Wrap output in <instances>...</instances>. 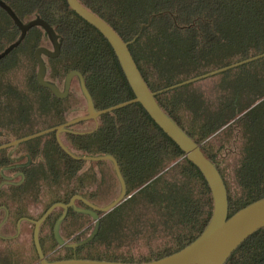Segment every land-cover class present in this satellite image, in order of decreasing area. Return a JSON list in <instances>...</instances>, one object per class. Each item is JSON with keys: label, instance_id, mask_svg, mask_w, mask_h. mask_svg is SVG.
<instances>
[{"label": "trees", "instance_id": "16d2710c", "mask_svg": "<svg viewBox=\"0 0 264 264\" xmlns=\"http://www.w3.org/2000/svg\"><path fill=\"white\" fill-rule=\"evenodd\" d=\"M2 1L20 20L28 22L40 17L58 34L61 53L56 59H46L48 80L57 84L70 71H80L99 110L135 98L110 43L78 16L67 0ZM78 1L129 43L133 59L152 92L264 53V0ZM0 12L6 19L1 30V35H5L1 39V54L17 42L20 30L2 8ZM149 20L150 26H145L132 42ZM45 37L49 40L44 29L34 27L0 64L13 65L10 60L18 52L27 50L33 38L36 43L30 48V54L34 58L35 50L43 46ZM219 54L225 57L216 63L214 59ZM235 69V75H240L234 87L236 96L250 91L255 92V97L230 114L225 112L227 102L219 106L205 104L201 95L182 91V88L155 96L165 113L200 144L204 155L216 164L227 187L229 216L264 197V90L257 93L259 85L264 84V58ZM233 70L224 74L232 75ZM228 80L224 79V87L229 88ZM31 83L43 89L37 85L36 76L31 78ZM43 90L54 102L56 123L86 114L87 105L80 89L76 95L70 91L64 100ZM79 99L83 103L79 104ZM70 129L74 132L61 134L66 147L78 155H113L131 195L106 215L96 241L105 242L114 231L116 239H121L127 229L145 240L162 237L157 238L158 247L150 249L148 258L136 260L106 253L92 259L123 262L159 259L181 250L203 231L214 209L209 186L198 168L141 104L126 106ZM214 137L220 142L216 150L211 142ZM230 140L238 143L239 150L235 173L228 180L220 167L219 153ZM35 142L44 146L40 169L34 171L38 184L56 185L69 197L84 192L94 198L99 193H91V189L95 184L99 189L108 175L106 172H112L119 185L111 162L70 158L57 143L54 133ZM115 198H104L102 202L108 204ZM118 213L120 221L109 223ZM114 226L117 227L114 229ZM70 258L67 255L65 259ZM226 264H264V228L250 236Z\"/></svg>", "mask_w": 264, "mask_h": 264}, {"label": "water", "instance_id": "95a60500", "mask_svg": "<svg viewBox=\"0 0 264 264\" xmlns=\"http://www.w3.org/2000/svg\"><path fill=\"white\" fill-rule=\"evenodd\" d=\"M70 8L83 20L95 27L110 43L112 46L118 61L122 67L123 73L135 95V98L106 109L99 110L95 106L93 96L91 95L85 77L80 71H70L63 83L62 89L53 81L47 79V63L46 59H56L61 53V41L54 28L40 17L24 22L20 20L15 12L6 4L0 0V8H2L14 21L18 29L20 30V37L17 42L9 46L3 53L0 54V60L5 58L11 51L18 47L26 38L27 34L34 27H41L44 29L49 40L52 43L53 48L41 46L34 52V59L37 64L36 82L40 88L49 90L56 98L64 100L68 98L71 90V86L74 80H77L80 92L84 97L87 105V112L85 115L71 119L68 122L52 127L26 137L15 140L14 142L0 146V150L6 149L12 146H18L21 143H25L36 138L45 136L47 134L56 133V138L61 149L70 158L77 161H89V162H101L109 161L112 163L115 175L119 181L120 190L118 197L108 205L103 207L96 206L83 197H74L70 203L76 211L84 214L91 215L94 222V230L89 237L76 244L68 245L70 248L82 247L93 241L98 235L100 228V219L118 208L131 195L128 194L127 184L119 164L115 157L111 154L106 155H78L70 151L66 145L62 142L60 134L69 131L68 128L80 124L82 122L97 120L102 115L111 113L115 110L124 108L126 106L139 103L150 115L152 120L162 129V131L172 139L176 145L185 153L187 159L193 163L205 178L213 198V213L206 224L203 231L197 236V238L186 245L181 250L172 253L171 255L164 256L159 259L141 262H123V261H108L91 258H70L61 260H50L45 255L40 239V226L50 213L57 207H63L65 209L63 215L57 221L54 229L55 238L59 246H63L65 243L59 237V229L62 221L66 217L67 205L57 203L53 205L48 211L37 221H33L35 224L34 230V244L38 254V262L36 264H226L231 255L254 233L264 228V197L258 199L244 208L238 210L232 216H229V197L227 187L224 179L219 172L216 164L209 160L203 153L201 145L198 144L192 137H190L165 111L161 108L155 99L157 94L170 92L179 88H183L190 84L196 83L203 79L216 76L226 71L238 68L245 64L257 61L264 58V53L250 57L248 59L233 63L226 67L193 77L177 84L171 85L167 88L152 92L146 84L144 78L138 69L133 56L129 50V43L124 42L117 32L104 20L93 14L86 9L78 0H67ZM151 20L146 25L140 28L139 34L133 39L134 42L142 33L145 26H150ZM82 200L90 209H78L74 205L75 199ZM101 214L98 215V213Z\"/></svg>", "mask_w": 264, "mask_h": 264}, {"label": "rangeland", "instance_id": "374dc122", "mask_svg": "<svg viewBox=\"0 0 264 264\" xmlns=\"http://www.w3.org/2000/svg\"><path fill=\"white\" fill-rule=\"evenodd\" d=\"M5 22L6 19L3 13L0 12V50L2 49L1 45L3 44L1 39L5 36L1 35V30L5 27ZM35 41V38L31 39L27 50L25 49V51L18 52L17 55L10 60L13 65L11 64L6 67L5 65L0 64V96L2 94L6 97V102L0 109V114L3 116L0 119V126L4 127L9 125L11 120L20 122L15 132L17 136L32 134L39 129H44L50 121H53L52 116L54 113V102L51 96L45 90L37 89V87L31 83V78L35 77L37 73V64L34 61L33 54H30V48L36 43ZM42 45L48 49L53 48L51 41L46 37L43 40ZM223 57H225L224 54H221V56L219 54L215 57L216 59H213L216 63H219ZM231 73L232 75L221 73L216 76L203 79L182 88V91L184 89L185 91H189L191 93H198L201 95V99L204 100L205 104L219 106L221 102L225 101L227 102L225 105V112L230 114L250 102L255 97V92L250 91H244L243 94L236 96L234 87L236 85V80L240 78V75H235V73H237L236 69H234ZM48 78L49 77H47V79ZM226 78L229 79L227 81L229 88L223 86V81ZM63 83L64 80L62 82H58L57 85L62 89ZM257 89V93L262 92L264 90V84L259 85ZM78 90V82L74 80L70 91L73 95H76ZM71 102L75 103L73 100H71ZM80 103H83L81 99H79V104ZM214 136L216 137V135ZM215 137L211 140V142L212 145L215 146L216 150L220 147V142L219 139L215 140L217 138ZM238 150V143L233 144V140L227 141L225 147L220 150V167L224 174L228 177V180H230L235 173V168L238 163ZM106 174L111 176L113 180H111V178L107 175L105 180L101 182L99 189L96 188V184L92 187L93 189H91V193H94V191L99 193L95 199L99 200L98 202H100V205L104 198H113L118 196L120 190L119 185L113 178L112 172H106ZM230 184L234 187L232 180L230 181ZM42 185L44 186L43 190L45 192L41 195L43 198H39L40 203L41 201L43 202V200L44 202H47L49 195L53 194L56 190V185L51 183H43ZM120 213L109 219L108 222L116 223L117 221H120ZM39 214L40 212H36L35 216ZM86 219V229L89 231L91 230L92 224L90 219ZM116 227L117 226H114V229ZM117 232H120V230ZM124 232V236L121 239H116L117 236H115L114 231L107 236L108 238L105 242L103 240L93 242L89 247L84 248L79 252V258L92 259L98 255L103 256L106 253L115 257L120 256L136 260L148 258L150 256V249L156 250L159 239L162 238L159 235L155 236L153 239L145 240L140 238L139 234L135 235L128 229ZM110 236H113V238L111 239ZM27 239L28 240L24 241L27 248L23 249L27 252V254H24L25 259L23 264H36L38 262V257L32 245V240L30 241L29 238ZM50 243H48V246ZM52 247H49V249L45 252L48 259L54 260L57 258H67L64 253L56 252ZM90 254L93 256H88Z\"/></svg>", "mask_w": 264, "mask_h": 264}, {"label": "flooded vegetation", "instance_id": "af4514ba", "mask_svg": "<svg viewBox=\"0 0 264 264\" xmlns=\"http://www.w3.org/2000/svg\"><path fill=\"white\" fill-rule=\"evenodd\" d=\"M5 102L6 97L1 94L0 109L3 107ZM2 117L3 116L0 114V119ZM52 117L53 121H50L47 124V127L39 129L34 133L66 123H56L54 120V113ZM19 123L20 122L16 120H11L9 125L4 127L0 126V146L10 144L17 139L28 136H17L15 132ZM68 129L69 131L66 132H74L70 128ZM53 133L57 141L56 133ZM43 149L44 146L35 142L34 139L21 143L18 146H12L0 150V264H23L25 259L24 254H27V252L23 249L27 248L24 241L28 240L27 238H29L30 241L32 240V245L37 254L34 244L35 224L33 221L39 220L48 211V209L57 203L68 206L66 217L62 221L59 229V237L65 244L63 246H59L55 238V225L65 211L63 207H57L40 226L39 239L44 253L47 249H49V247L51 248L53 246L52 248L56 252H62L66 256L70 255L72 258H79V252L95 242L102 230L103 219L106 215L100 219L98 235L92 242L82 247H68V245L76 244L89 237L95 226V222L91 215L80 213L70 206L72 199L74 197L81 196L88 202L100 207L105 206L104 204H106V201L101 202L100 205V202H98L94 197L86 196L84 192L75 193L69 197V195H66L63 191L56 187L54 194L49 195L47 202H44L43 200V202L41 201L40 203L39 198H43L41 195L45 191L43 190L44 186L35 181L36 176L34 171L35 169L36 171H39L40 169L39 165L42 163ZM117 197L118 196H116V198ZM74 205L78 209H90L93 211L82 200L77 198L74 200ZM33 210L35 213L40 212V214L35 216ZM98 215L101 216L100 213H98ZM86 218L90 219L92 224L91 230L89 231L86 229ZM48 243H50L49 246ZM45 255L47 256V254Z\"/></svg>", "mask_w": 264, "mask_h": 264}]
</instances>
